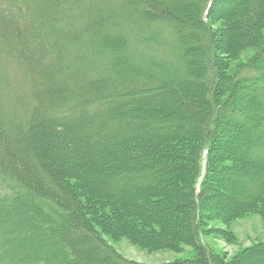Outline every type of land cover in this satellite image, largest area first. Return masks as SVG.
I'll list each match as a JSON object with an SVG mask.
<instances>
[{"label": "trees", "instance_id": "obj_1", "mask_svg": "<svg viewBox=\"0 0 264 264\" xmlns=\"http://www.w3.org/2000/svg\"><path fill=\"white\" fill-rule=\"evenodd\" d=\"M221 202V203H220ZM264 222V0H0V264L226 260Z\"/></svg>", "mask_w": 264, "mask_h": 264}, {"label": "rangeland", "instance_id": "obj_2", "mask_svg": "<svg viewBox=\"0 0 264 264\" xmlns=\"http://www.w3.org/2000/svg\"><path fill=\"white\" fill-rule=\"evenodd\" d=\"M207 228L228 230L236 236L235 241L226 240L218 232H210L203 237L204 244L209 246L212 251L224 256L226 260L231 259L241 250L264 241V222L259 214L246 215L230 224H225L221 220H211ZM103 237L123 257L139 263L167 264L177 260L190 259L195 253L192 246H185L182 251L169 249L151 251L132 244L126 238L114 240L106 235Z\"/></svg>", "mask_w": 264, "mask_h": 264}]
</instances>
